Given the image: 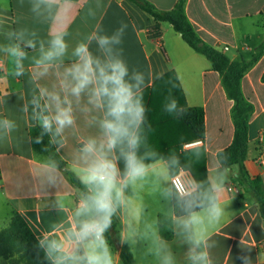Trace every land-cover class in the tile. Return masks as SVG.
I'll use <instances>...</instances> for the list:
<instances>
[{"label": "crops", "instance_id": "0c3cea01", "mask_svg": "<svg viewBox=\"0 0 264 264\" xmlns=\"http://www.w3.org/2000/svg\"><path fill=\"white\" fill-rule=\"evenodd\" d=\"M148 1L171 10L179 0ZM185 10L201 40L232 61H249L264 43V0H186ZM56 36L63 37L66 50L44 60ZM100 36L120 42L108 51L100 48ZM80 44L87 45L102 65L112 58L121 60L133 97L169 71L176 72L188 106L205 112L206 135L195 148L206 151L209 184L215 203L223 209L219 219L209 217V206L178 208L180 215L176 214L180 198L172 188L169 164L162 159L146 166L142 177L126 180L127 139L109 150L102 127L112 119L108 97L95 96L97 83L79 96L72 94L76 84L72 70L82 64L75 54ZM263 74L264 53L245 73L241 89L254 108L245 167L251 178L264 183ZM233 105L210 61L170 24L157 26L151 15L129 0H0V230L19 214L58 264H86V255L97 248L93 238L81 240L78 233L99 217L65 172L33 149L29 130L42 117L44 124L50 123L48 131L58 154L94 196L101 189L88 181L90 168L101 159L115 164L114 219L137 264H165L169 256L171 264H193L192 239L200 241L196 251L206 252L211 264H264V219L257 198L239 166L224 168L217 159L234 138ZM64 110L72 123L60 127L56 119ZM128 126L136 134L139 127ZM90 142H95V150L86 152ZM186 178L196 185L190 173ZM193 216L199 222L189 224ZM160 217L171 220L170 239L160 236ZM105 244L113 264H123L120 252ZM0 264L6 263L0 260Z\"/></svg>", "mask_w": 264, "mask_h": 264}, {"label": "trees", "instance_id": "16d2710c", "mask_svg": "<svg viewBox=\"0 0 264 264\" xmlns=\"http://www.w3.org/2000/svg\"><path fill=\"white\" fill-rule=\"evenodd\" d=\"M129 1L151 15L157 26L161 23L170 24L193 50L210 61L213 70L221 76L227 96L234 103L232 108L234 138L230 146L218 153V163L224 168L239 166L246 184L257 198L264 219V183L261 178H251L245 167L249 145V123L254 108L244 97L241 89L245 73L263 55L264 43L257 48L249 61L245 59L232 61L222 51L201 40L187 17L186 0H179L171 10H161L148 0ZM262 80L264 82V74ZM133 100H139L145 108L143 121L135 134L138 137L136 158L145 167L162 159L169 164L172 176L184 170L191 174L197 185V190L187 197L177 196L180 201H176V214L180 215L178 208L185 207L191 210L210 206L215 202V198L208 180L206 151L204 147L184 150L185 144L205 138L204 110L188 106L174 70L157 80L152 87L134 96ZM173 101L176 102L175 109L169 111L168 108ZM35 104L40 116L42 113L39 99L35 100ZM29 134L33 149L52 159L65 172L70 182L82 192L85 201L100 220L102 214L95 210L92 203L95 196L58 154L48 128L37 123L30 128ZM159 233L163 239L172 237L170 219L159 218ZM103 239L120 252L123 264H137L129 245L122 242L114 219V207L109 226L103 233ZM0 260H6L7 264H58L47 254L19 214L14 215L8 225L0 230Z\"/></svg>", "mask_w": 264, "mask_h": 264}, {"label": "clouds", "instance_id": "9594fccd", "mask_svg": "<svg viewBox=\"0 0 264 264\" xmlns=\"http://www.w3.org/2000/svg\"><path fill=\"white\" fill-rule=\"evenodd\" d=\"M97 42L100 48L111 51L109 46L120 41L117 37L100 36L97 38ZM66 47L62 36L54 37L51 41V48L44 53L43 59L51 60L55 57L62 56ZM75 54L81 58L82 64L76 65L72 70L73 77L76 80V84L72 88V94L79 96L90 84H98L95 96L97 98L108 97V115L112 117L110 120L106 119L102 124L108 136V148L111 150L118 142L126 138L130 149L126 155V180H134L142 177L146 172V167L135 155L138 137L130 132L128 125L139 127L143 121L145 108L139 100H133L131 87L124 80L128 72L127 67L121 60L115 58H112L108 63L102 65L99 60L92 58L85 44L78 45ZM137 79H140V77L138 76ZM175 106L176 102L173 101L168 110H174ZM125 117L128 118L127 124L125 123ZM56 122L60 127L71 124L72 120L68 110L62 111L57 116ZM44 127H50V123L47 120L45 121ZM94 150L95 142H90L85 146L86 152H93ZM116 178V166L107 159H101L89 170L88 181L98 184L101 189L93 197L92 203L95 210L102 214V217L99 221L84 224L78 233V239L83 240L91 237L97 244L96 250L92 254L86 255V264H113L112 257L103 239V233L109 226L110 215L113 211L111 194L116 187ZM119 194L118 191L117 195ZM207 211L210 218L219 219L223 209L215 202H212ZM198 222L195 216H193L189 224ZM188 226L185 225V227ZM191 243L193 246L189 248V259L192 260L193 264H211L206 252L196 251L200 246V241L192 239ZM53 247L58 249L59 246L53 244ZM165 264H171L170 256L166 259Z\"/></svg>", "mask_w": 264, "mask_h": 264}, {"label": "built area", "instance_id": "2783aa9c", "mask_svg": "<svg viewBox=\"0 0 264 264\" xmlns=\"http://www.w3.org/2000/svg\"><path fill=\"white\" fill-rule=\"evenodd\" d=\"M202 143V140L190 142L184 145V149H193L197 146H201ZM187 173L188 172L184 170H180L177 174L171 177L172 188L180 198L187 197L196 189V185L194 183H189L187 181Z\"/></svg>", "mask_w": 264, "mask_h": 264}, {"label": "water", "instance_id": "95a60500", "mask_svg": "<svg viewBox=\"0 0 264 264\" xmlns=\"http://www.w3.org/2000/svg\"><path fill=\"white\" fill-rule=\"evenodd\" d=\"M38 124L41 125V126L44 125V120H43L42 117H39V119H38Z\"/></svg>", "mask_w": 264, "mask_h": 264}, {"label": "rangeland", "instance_id": "374dc122", "mask_svg": "<svg viewBox=\"0 0 264 264\" xmlns=\"http://www.w3.org/2000/svg\"><path fill=\"white\" fill-rule=\"evenodd\" d=\"M5 261V263L7 264V261L6 260H4ZM139 263H140V260H139Z\"/></svg>", "mask_w": 264, "mask_h": 264}]
</instances>
